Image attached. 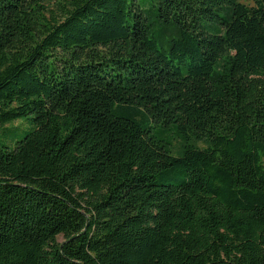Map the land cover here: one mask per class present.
Listing matches in <instances>:
<instances>
[{
	"label": "trees",
	"instance_id": "1",
	"mask_svg": "<svg viewBox=\"0 0 264 264\" xmlns=\"http://www.w3.org/2000/svg\"><path fill=\"white\" fill-rule=\"evenodd\" d=\"M47 2L0 0V264H264V0Z\"/></svg>",
	"mask_w": 264,
	"mask_h": 264
},
{
	"label": "rangeland",
	"instance_id": "2",
	"mask_svg": "<svg viewBox=\"0 0 264 264\" xmlns=\"http://www.w3.org/2000/svg\"><path fill=\"white\" fill-rule=\"evenodd\" d=\"M246 3L252 4L249 1ZM64 5H66L65 0H49V2L46 3L48 17H59L62 14L61 10ZM7 128L9 130L5 133V135H0V140L6 142L9 145V148L13 150L16 146V142L22 140L27 133L33 131L35 126L27 120H19L9 126H6V129ZM63 241L64 239L62 237L59 238V242L62 243Z\"/></svg>",
	"mask_w": 264,
	"mask_h": 264
}]
</instances>
